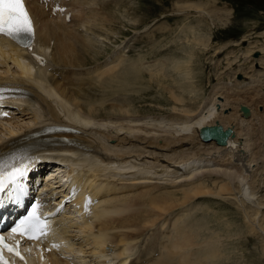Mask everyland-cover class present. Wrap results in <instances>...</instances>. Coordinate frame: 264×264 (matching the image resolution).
Instances as JSON below:
<instances>
[{"label":"bare ground","instance_id":"obj_1","mask_svg":"<svg viewBox=\"0 0 264 264\" xmlns=\"http://www.w3.org/2000/svg\"><path fill=\"white\" fill-rule=\"evenodd\" d=\"M27 1L36 26L34 48L45 56L46 62L41 67L28 64L30 60L22 49L0 38V81L7 82V86L25 89L23 93L26 96L23 104L16 105L15 115L11 119L0 121V153L8 148L43 147L46 127L41 126L44 124L68 128L59 130L61 135L67 137L68 146L57 144L45 149L71 150L74 158L68 157V162L83 166V175L90 177V183L82 184V188H86L97 201L92 216L83 218L80 212L70 214V232H74L75 228L76 232L66 234L65 228L60 226L62 234L71 240L70 251L76 253L73 259L63 260V264L219 263L220 258H225L221 247L215 244L213 234L199 237L202 226L190 216L185 218L190 215L185 214L188 209L181 206L183 210L179 213L168 216L160 214L176 204L170 202L171 193L160 191L157 194L162 187L159 181L174 185L178 182L177 178L190 181L204 170L214 174L222 172L229 182L236 180L239 185L237 191L244 199L251 201L255 210L248 214L243 209L250 231L264 234V224L259 218L264 205L252 189L258 157L252 151L250 140L243 137L246 134L243 135L230 123L233 120L236 124L245 125L237 110L239 104L232 106L233 112L224 113L230 103L228 97L220 101L223 93L219 90L222 86L210 92L197 112L186 108L178 110L175 105L173 112L168 114L169 118L132 116L127 108L131 104L123 96L122 99L116 97L115 103L108 101H112L116 95L114 84L123 80L127 82V79L119 76L125 73L120 68L122 54L115 53L104 62L90 66L88 62L85 63L88 57L99 52L92 45L93 39L98 40V36L80 28L83 27V14L87 8L90 15L86 22H91L90 26L99 24L95 13L97 9L88 4L90 0H71L69 3L70 7L75 4L70 21L77 19L80 23L71 30L76 38L75 45L64 35L63 38L58 34V23L65 24L62 20L48 17L37 0ZM148 64L142 67L149 71L152 65L155 72L161 73V70H157V64ZM133 65L143 64L138 62ZM180 66L179 62L173 65L177 70H180ZM133 69L136 70L135 67ZM239 77L241 79L243 76ZM257 80L245 82L242 86H252ZM85 84L101 89L112 85L113 88L110 94H105L106 99L92 102L88 93L82 92L81 87ZM172 95L176 102L182 100L174 93ZM107 105L118 109L119 114L100 116L98 112ZM85 107L89 113L83 112ZM249 113L252 115V108ZM214 121H218L222 127H230L233 133L220 146L211 141L202 142L196 136L200 126ZM192 156H199L201 160ZM194 181L187 183L190 187L186 190L181 187L182 203L205 193L203 181L193 185ZM138 188L146 189L136 191ZM228 190V182L222 179L219 191ZM240 202L241 205L244 203L243 200ZM201 238L209 241L193 251L191 246ZM217 243L221 246L219 238ZM93 248L98 250V255L94 254ZM50 261L51 264H59L53 259Z\"/></svg>","mask_w":264,"mask_h":264},{"label":"rangeland","instance_id":"obj_2","mask_svg":"<svg viewBox=\"0 0 264 264\" xmlns=\"http://www.w3.org/2000/svg\"><path fill=\"white\" fill-rule=\"evenodd\" d=\"M91 2L92 7L97 9L95 13L99 24L90 26L91 22H86L90 15L87 9L83 14V30L98 36V40L93 39L92 45L99 52L88 57L85 63L97 64L115 53L122 54L123 61L119 66L125 73L119 76L127 79V82L123 80L114 84L113 91L116 95L114 94L112 101L115 102L118 96L122 99L123 96L131 104L127 107L130 115L169 118L168 114L173 112L172 107L175 105L178 110L186 108L197 112L210 92L218 86H222L219 91L223 93L220 101L225 97L229 98L230 105L224 109V113L233 112L232 106L237 107L238 104L252 108V115L242 116L245 125L236 124L233 120L230 123L243 135L246 134L243 137L250 140L251 149L255 151L254 155L257 154L258 169L253 176L252 189L259 202L264 205V0ZM79 24L77 19L67 25L58 23V34L63 38L67 37L75 45L76 38L71 30ZM63 30L68 34H63ZM254 51H259L256 57L252 56ZM135 61L143 65L135 66L133 63H138ZM176 62L181 64L180 70L173 67ZM147 64H157V70H161V73L155 72L152 65L149 71L142 67ZM236 73L243 77L236 78ZM254 80H257L254 85L242 86L245 82ZM85 87L87 84L81 87L82 92L88 93L92 102L104 99L105 94H110L113 88L112 85L106 89L93 85L87 91ZM172 93L182 100H173ZM108 101L112 102L111 99ZM83 110L84 113H89L87 107ZM119 112L107 105L98 113L103 117L117 115ZM238 113L240 114L239 110ZM192 158L201 160L199 156ZM201 172L200 176L197 175L190 181H196L193 185L203 181L205 193L184 203L181 187L186 190L190 187L187 185L190 181L183 177H179L182 181L177 178L178 182L174 185L159 181L162 187L157 194L160 191L171 193L170 202L176 204L160 214L168 216L174 212L179 213L183 208L188 209L185 214L190 215L185 218L190 216L202 226L199 237L213 234L215 244L221 247L225 258H220L217 264H264V234L250 231L244 217L243 209L248 214L255 211L251 201L244 199L240 191H237L239 185L236 180L229 182L222 172ZM216 178L219 179L215 181ZM222 179L228 182V191H219ZM141 189L146 188H138L136 191ZM241 200L244 202L242 205ZM260 211L262 215L259 218L263 225L264 206ZM200 224L197 226L201 227ZM217 237L221 246L217 243ZM205 241L209 240L198 239L191 249L196 250Z\"/></svg>","mask_w":264,"mask_h":264},{"label":"snow or ice","instance_id":"obj_3","mask_svg":"<svg viewBox=\"0 0 264 264\" xmlns=\"http://www.w3.org/2000/svg\"><path fill=\"white\" fill-rule=\"evenodd\" d=\"M0 34L21 43H24L26 39L30 40L34 35L33 21L24 0H0ZM23 160V157L13 156L0 161V191H4L11 185L12 191L9 197L16 203H19L27 194L26 186L20 182V178L27 175L29 167ZM12 161L18 163H12ZM38 208V204H32L27 214L11 228V234L19 235L21 239L27 240H39L46 235L48 225L37 215ZM19 244L20 240H17L15 246L9 245L5 242L4 236L0 235V262H3L5 249L23 259L18 250Z\"/></svg>","mask_w":264,"mask_h":264},{"label":"water","instance_id":"obj_4","mask_svg":"<svg viewBox=\"0 0 264 264\" xmlns=\"http://www.w3.org/2000/svg\"><path fill=\"white\" fill-rule=\"evenodd\" d=\"M240 110H242L243 115H247V108L244 106H240ZM231 132L230 129L226 128L224 130L221 129L220 125H215L211 127H202L201 128V135L202 136H207L208 138L213 139L216 141L218 144H223L225 137Z\"/></svg>","mask_w":264,"mask_h":264}]
</instances>
